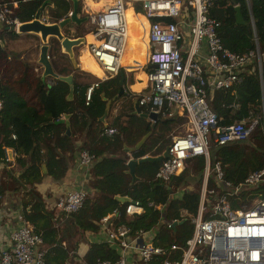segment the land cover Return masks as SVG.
<instances>
[{"label": "trees", "instance_id": "obj_1", "mask_svg": "<svg viewBox=\"0 0 264 264\" xmlns=\"http://www.w3.org/2000/svg\"><path fill=\"white\" fill-rule=\"evenodd\" d=\"M3 1L11 7L12 18L22 24L31 22L37 13L47 17L51 24L57 23L66 18L72 9L71 0H15L16 8L12 7L10 0ZM80 6L78 2V13ZM236 7L243 18L241 24L236 23ZM135 11L140 13V8ZM135 15L146 23L142 14ZM208 15L219 22L217 34L225 49L243 54L255 50L257 41L258 50L263 55L262 85L257 64L253 61L241 70L240 84L227 90L210 92L209 88L206 89L218 126L250 117H257L258 124L245 142L210 147L208 161L204 157L188 159L184 170L166 184L154 179L160 163L138 165L136 179L133 180L128 172L129 156L123 152V144L133 146L149 132L144 144L130 156L135 160L158 156L169 143L163 132L171 131L177 124H185L186 119L176 117L151 124L135 113L134 99L137 97L125 92L115 100H122L116 116L109 122H100L107 101L112 102L118 94L120 73L124 76L125 89L124 69L117 76L99 83L88 106L84 104V96L89 83L73 78L71 88L59 79L34 76L32 71L35 66L28 63L15 78L3 75L0 70V194L3 197L7 194L22 196L21 215L41 236L46 264L116 261L119 255L115 247L104 241L89 242V235L100 231L99 221L113 211L116 215L110 219V225H124L131 234L151 230L155 246H183L192 234V219L197 214L207 166V188L215 189L218 194L221 184L215 180L216 164H219L223 179L234 185L264 167V0H212ZM168 21L172 22L171 19ZM70 27L80 26L70 23L64 29ZM59 53L60 48H57L49 56L57 58L50 61L54 73L59 77L72 75L76 68L68 69L61 65L59 60L63 56ZM4 59L0 44V61ZM87 60L91 61V57L85 52L81 63ZM48 81L53 84L49 86ZM231 104L237 107L228 108ZM142 112L147 113L145 109ZM62 117H66L73 128L69 136L61 122ZM107 129H114L115 132L106 135L104 131ZM75 134L82 137L80 151L88 152L95 160L89 168L87 197L82 207L76 213L65 215L55 207L46 208L37 185L45 176L54 180L65 176L69 164L74 161ZM4 148L15 153L13 165L5 162ZM254 191L259 194L264 192V183ZM116 196L126 197L128 201L119 202ZM209 201H213V197ZM134 202L139 203L142 210L129 217L126 210ZM174 221L177 224L172 226ZM168 224L171 226L168 227ZM82 243L88 244L89 249L79 262L75 258Z\"/></svg>", "mask_w": 264, "mask_h": 264}, {"label": "built area", "instance_id": "obj_2", "mask_svg": "<svg viewBox=\"0 0 264 264\" xmlns=\"http://www.w3.org/2000/svg\"><path fill=\"white\" fill-rule=\"evenodd\" d=\"M124 2H128L134 11L139 6L142 15L151 20L144 64L147 66L146 87L136 99L138 106L145 109L146 114H156L158 120L186 119L187 130L171 140L168 157L160 162L154 176L156 181L166 184L184 170L188 159L204 157L208 161L210 147L247 141L258 119L250 117L218 126L206 89L210 92L227 90L240 84L241 70L253 61L260 74L259 60L261 63L263 55L257 47L243 54L232 53L223 47L217 34L220 24L208 15L212 0H115L106 11L87 16L94 32L91 34L93 41L86 49L103 77L86 88L85 106L89 105L100 82L117 76L124 68L120 63L127 35ZM38 20L51 24L41 15ZM0 24L14 33H19L22 25L12 18V9L3 0H0ZM46 59H50L48 54ZM229 107L237 106L231 104ZM114 132V129H107L104 134ZM3 152L5 162L13 165V150L4 148ZM94 160V156L86 151L79 153V163L85 168H89ZM214 170L215 180L221 184L220 194L207 188V166L197 214L192 219V234L183 246H155L151 230L131 234L124 225L114 227L110 225V219L116 215L113 211L99 224L105 241L117 249L118 259L114 262L97 260L93 264H264V192L258 193L250 206L240 205L238 201L240 195L254 191L264 183V167L250 173L237 185L223 179L219 164ZM86 197L85 190L72 191L58 198L54 206L69 215L79 211ZM210 197L213 201H209ZM3 200L0 194V204ZM141 210L139 203L134 202L127 208L126 215L130 217ZM17 221L18 226L9 233L7 244L0 247V264H46L41 236L25 222L21 213Z\"/></svg>", "mask_w": 264, "mask_h": 264}, {"label": "crops", "instance_id": "obj_3", "mask_svg": "<svg viewBox=\"0 0 264 264\" xmlns=\"http://www.w3.org/2000/svg\"><path fill=\"white\" fill-rule=\"evenodd\" d=\"M10 1L12 2L13 8H16L17 3L15 2V0H10ZM111 1L112 3L115 2V0H111ZM79 2L81 6H80V12L78 13V16L81 18L87 17L89 14H96L102 11H106L110 7V5L106 3H104L103 5H98L100 3V0H79ZM90 2L92 3V5L90 4ZM129 6L130 5L127 6V11L128 13H130L131 19L135 21V19H138V18L133 16L132 13H135V14H141V13H136V11L134 10H133L134 12L132 10L130 11ZM146 21L148 22V26H149L148 19H146ZM85 25L87 24H83V26ZM79 26H80L79 28L77 27L72 28V31L74 32L75 30L77 32H80L82 30L81 29L82 27L81 25ZM13 33L14 32L12 31V29L0 24V44L3 49V53L5 54V59L0 61V70L3 75L7 77L15 78L20 75V73L23 70V67L27 63L31 64V62L33 61L35 57L34 55H35V49L37 45L35 42H31L29 40V36L36 37L37 35H33L29 33H26V34H21V33L13 34ZM83 37H84L83 41H84V45L86 49V45L88 44L86 35H84ZM73 38L74 37H72L71 39ZM147 44L148 42L146 40V32H143L142 34L137 33L133 39V45L140 49L139 55H137L139 60H137L136 59L137 57L135 56L133 59V62L126 66H125V62L122 61V66L124 67L123 69L125 70V76H126V81H127L125 85L124 93L125 92L129 93L131 94V96H134V97H138L142 92H144V89L146 87L145 70L147 66H144V64L146 62V55H147V48H148ZM40 46L41 45H39V47ZM80 47L81 46H78L72 49L73 57H75L77 60L76 67H78L81 71L85 73H89L87 70H84L81 67V64H84V63H81L83 51L82 49H80ZM126 50H125V53H126ZM131 54L132 56H134L135 52ZM36 61H38V58L36 59ZM92 64L93 66L90 70L93 72V75L91 73L89 74L93 76V78L96 79V81H98L100 78H102L103 73L101 69L97 67L98 66L97 64H94L93 62ZM84 65H87V64H84ZM127 68H131V70H127ZM140 68H142V70H140ZM41 70L43 71V69ZM32 74L34 76H38V75L43 76L41 72L40 74L38 73L37 66L34 67ZM70 76L72 78V84H73L74 77L72 75ZM140 76L142 77V79ZM70 87L72 88V85H70ZM102 98L103 100H106L104 95H102ZM115 98L117 99L120 97L116 96ZM114 99L112 102L107 101V105H109V110H108L107 117L103 123L111 121L116 116L118 109L120 108V104L122 100L115 101L116 99L115 100ZM61 122L64 123L65 129H66V125L68 126L69 133L71 135L73 128L70 125L68 119L66 117H62ZM149 122L153 123L151 121ZM80 135L81 134L77 136L75 134L74 136L75 137L74 161L72 164H69L65 176L60 180H54L51 177L45 176L42 182L37 185V190L42 195L47 209H51L52 207H55L54 205H55L56 200L62 196H65L69 192L77 191V190L88 191L87 186H88V181H89V168L91 166L89 168H85L81 166L79 163V153L82 152L80 151V146L82 143V137H80ZM1 170H2V167L0 165V175H1ZM21 197L22 196H20V198ZM18 199H19V196L7 194L4 197L3 202L0 204V247H3L7 244L9 233L18 226L17 217L21 213V203ZM25 200H27L26 196H25ZM103 241L106 242L104 238V234L101 229L99 232L89 235V242L91 243H96V242L100 243ZM88 249H89L88 244H83V243L80 244L76 252L75 259L79 262H82L83 257L88 252Z\"/></svg>", "mask_w": 264, "mask_h": 264}, {"label": "water", "instance_id": "obj_4", "mask_svg": "<svg viewBox=\"0 0 264 264\" xmlns=\"http://www.w3.org/2000/svg\"><path fill=\"white\" fill-rule=\"evenodd\" d=\"M72 2V9L70 14L62 19L61 21L57 23H53L50 25H46L41 23L38 18H39V13H37L34 17V20L28 23H23L19 27V33L21 34H26V33H33L39 36V39L42 43L40 46L39 54H38V61L37 63L42 67L43 69V77H51L54 79H59L61 81L66 82L69 85H72V78L71 76L67 77H59L56 75L52 69L51 63L49 60L46 59V56L49 52V46L47 44V38H55L58 41L59 47L63 53L68 55L69 57L73 56L72 54V49L75 47H78L81 45L83 42L82 38H76V39H71L62 33V29L72 23L77 26L82 25L83 23L87 22V17H79L78 16V2L79 0H71ZM236 14H235V19L237 24L243 23V18L240 14V10L238 7L235 8ZM256 47L258 49V43L256 41ZM260 64V80H261V85H262V76H261V63L259 60ZM123 80L124 76L122 73H120V81H119V91L117 94V97H121L124 94V87H123ZM116 99V98H115ZM114 99V100H115ZM263 106H264V98H263ZM134 109L135 113L153 123H156L158 121L157 115L156 114H145L141 112L140 107L137 104V100H134ZM109 110V105H106L104 113L102 117L99 119L100 122H104ZM66 134L69 136V128L66 125ZM150 133H146L143 135L138 142L135 143L134 147H127V145L123 144V151L127 155L131 154L132 152L138 150L145 142V140L148 138ZM168 157V146L164 149L163 153H161L158 156L152 157V156H146L141 159L135 160V159H129L127 161V167H128V172L133 180L136 179L135 177V169L138 165L143 164V163H160L162 160L166 159ZM116 200L119 202H127L128 198L126 197H115ZM177 224V223H174Z\"/></svg>", "mask_w": 264, "mask_h": 264}, {"label": "rangeland", "instance_id": "obj_5", "mask_svg": "<svg viewBox=\"0 0 264 264\" xmlns=\"http://www.w3.org/2000/svg\"><path fill=\"white\" fill-rule=\"evenodd\" d=\"M129 8H130V11L131 10L133 11L131 6H129ZM138 8H139V6H137V9ZM140 13L142 14L141 10H140ZM127 15H128L127 16V22H128V27H129V40H128L127 46H126V49H127L126 53H125V55L123 57V61L125 62V66L131 64L133 62V59H134L135 56L137 57L136 59L139 60L137 55H139V50L140 49L133 45V39H134V37H135V35L137 33H140V34L143 33V31L140 29V27L137 25V23L134 20L131 19V15H130V13H128V11H127ZM132 15L137 17V15H134V13H132ZM145 21H146V19H145ZM148 21H151V20H148ZM146 23L148 24L147 21H146ZM83 24H87V25L83 26ZM83 24L81 25V27H82L81 29L82 30L80 32H77L75 30L73 32L71 27H70L68 30L63 28L62 29V33L64 34V36H66L68 38L74 37L73 39H76V38H82L83 39L84 35H86V36L87 35H91L94 32V26L91 25L89 22H86V23H83ZM82 32L84 33V35L80 36ZM29 34H33V33H29ZM33 35H36V34H33ZM53 39H55V38H47V44L49 46V52H48L49 56H52V53L54 52L55 49L60 48L59 44L57 43V41H53ZM29 40L31 42H35L36 45H37L36 49H35V55H34L35 57H34L33 61L31 62V65L32 66H35V65L37 66L39 74H40V72L43 73V71L41 70L42 67L36 61V59L38 58L37 56L39 54V50H40L39 45H42V43H41V41L39 39V36H36V37L35 36H29ZM80 46H81L80 49H82V51L84 52L85 51L84 50L85 49L84 41L81 43ZM134 52H135V55L132 56L131 53H134ZM58 55H62L63 56V58L59 60V63L61 65L66 66L68 69L69 68H74V69L76 68L75 72L72 74V76H74V78H76V80L78 82L89 83V85L94 83V82H96V79H94L93 76H91L89 74V73H91L93 75V72L90 70L92 68V66H93L92 61L87 60V61L84 62V64L88 65V69H86V70L89 72V73H85V72L81 71L78 67H76L77 60H76L75 57L67 56L65 53H63L61 51V49H60V53ZM83 56H84V53H82V57ZM53 58L57 59L56 57H52V58L50 57L49 61L53 60ZM67 59L69 60V62H67ZM127 70H131V68H127ZM140 70H142V68H140ZM63 77H66V76H63ZM262 117H264V116H262ZM255 118H257V117H255ZM159 120L162 121L164 119L159 118ZM151 124H153V123H151ZM186 130H187V126L185 124H177L171 129V131L163 132V134L165 135L166 138H168V141L170 143L173 138H175L176 136H179V135H183ZM169 143L167 145H169ZM134 146L135 145L127 146V147H134ZM128 156H129V159H133V158H131L130 154ZM257 194H258L257 191H251L249 193L242 194V195H240L238 197V201H239L240 205L250 206L252 204V201L257 198ZM18 200L20 201V196H19Z\"/></svg>", "mask_w": 264, "mask_h": 264}, {"label": "bare ground", "instance_id": "obj_6", "mask_svg": "<svg viewBox=\"0 0 264 264\" xmlns=\"http://www.w3.org/2000/svg\"><path fill=\"white\" fill-rule=\"evenodd\" d=\"M104 3H106V4H108V5H110V7H112L113 6V3H112V1L111 0H100V3L98 4V5H103ZM90 4L92 5V3L90 2ZM129 5V3L128 2H124L123 3V7H124V18H125V21H126V27H127V35H126V46H127V42H128V40H129V27H128V22H127V6ZM146 19V18H145ZM135 22L137 23V25L141 28V30L143 31V32H146V40H147V42H148V39H147V31H148V24H146V23H144L143 21H141L140 19H135ZM86 39H87V43H91L93 40V37L91 36V35H87L86 36ZM126 46H125V50H126ZM85 51L83 52V53H85V52H87L86 51V49H84ZM125 50H124V52H123V54H122V56H121V59H120V63H121V66H122V61H123V57H124V53H125ZM88 53V52H87ZM88 55H89V53H88ZM91 61L94 63V64H96L95 62H94V60L93 59H91ZM81 67H82V69H84V70H86V69H88V65H84V64H81ZM98 67V66H97ZM99 68V67H98ZM101 72V71H100ZM102 75V74H101ZM103 77V76H102Z\"/></svg>", "mask_w": 264, "mask_h": 264}, {"label": "clouds", "instance_id": "obj_7", "mask_svg": "<svg viewBox=\"0 0 264 264\" xmlns=\"http://www.w3.org/2000/svg\"><path fill=\"white\" fill-rule=\"evenodd\" d=\"M49 56V55H48Z\"/></svg>", "mask_w": 264, "mask_h": 264}]
</instances>
